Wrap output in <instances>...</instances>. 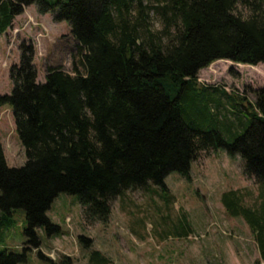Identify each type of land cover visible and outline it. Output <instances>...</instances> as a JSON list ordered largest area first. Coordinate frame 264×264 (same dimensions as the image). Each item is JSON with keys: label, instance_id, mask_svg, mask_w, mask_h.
I'll return each mask as SVG.
<instances>
[{"label": "trees", "instance_id": "16d2710c", "mask_svg": "<svg viewBox=\"0 0 264 264\" xmlns=\"http://www.w3.org/2000/svg\"><path fill=\"white\" fill-rule=\"evenodd\" d=\"M32 4L70 23L76 53L71 72L48 65L38 82L35 48L23 42L10 68L13 90L0 93V108L12 106L27 161L9 166L0 138V241L23 209L26 243L40 248L37 228L59 231L47 212L60 193L79 197L87 221L107 222L127 190L157 187L169 202L170 173L191 180L201 151L223 149L260 186L257 204L240 188L223 191L221 203L247 220L264 260V87L254 102L227 94L236 123L222 118L217 88L198 80L217 60L264 64V0H0V38ZM188 222L183 213L169 228L190 231ZM27 258L26 247L0 251V264ZM90 260L110 262L99 250ZM50 263L74 264L68 255Z\"/></svg>", "mask_w": 264, "mask_h": 264}, {"label": "rangeland", "instance_id": "374dc122", "mask_svg": "<svg viewBox=\"0 0 264 264\" xmlns=\"http://www.w3.org/2000/svg\"><path fill=\"white\" fill-rule=\"evenodd\" d=\"M37 11V4L27 6L0 38L2 94L13 90L10 68L20 63L23 42L35 48L38 82H45L48 65L61 66L69 72L73 69L76 45L70 23L55 21L51 12ZM153 18L154 27L160 28L159 18ZM217 61L201 69L198 80L211 91L217 88L222 96V118L238 123V115L229 111L232 106L227 94L254 102L256 91L264 87V64L253 68L251 64L231 60ZM0 138L8 165L23 166L27 156L10 104L0 108ZM191 172V180L176 171L168 175L166 182L172 194L169 202L157 187L127 190L112 200L107 222L85 220L79 197L60 193L47 212L59 231L48 235L45 228H37L40 248L26 243L29 236L25 232V211L16 209L14 223L5 229L0 241V251L22 253L26 247L28 258L21 264H51V259L57 262L63 255L70 256L74 264H95L90 260L94 250L110 259L109 263L103 260V264H257L259 259V264H264L247 220L243 216H228L221 203L222 192L231 188L247 189L246 201L250 204L260 202V186L243 175L242 160L223 149L201 151L192 162ZM183 213L191 230L187 224L169 228ZM81 237L91 239L89 246Z\"/></svg>", "mask_w": 264, "mask_h": 264}, {"label": "crops", "instance_id": "0c3cea01", "mask_svg": "<svg viewBox=\"0 0 264 264\" xmlns=\"http://www.w3.org/2000/svg\"><path fill=\"white\" fill-rule=\"evenodd\" d=\"M30 6H32V5H30ZM27 8V7H26ZM38 10V9H37ZM37 12H39V11H37ZM235 158H238V159H240V157H235ZM241 160V159H240ZM243 173V172H242ZM244 175V174H243ZM234 189H238V188H234Z\"/></svg>", "mask_w": 264, "mask_h": 264}]
</instances>
